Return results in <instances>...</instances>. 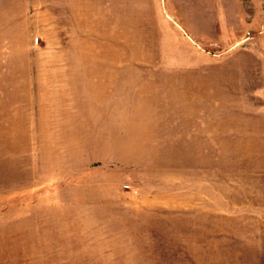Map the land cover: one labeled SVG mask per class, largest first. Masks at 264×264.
<instances>
[{
  "label": "rangeland",
  "instance_id": "374dc122",
  "mask_svg": "<svg viewBox=\"0 0 264 264\" xmlns=\"http://www.w3.org/2000/svg\"><path fill=\"white\" fill-rule=\"evenodd\" d=\"M0 264H264V0H0Z\"/></svg>",
  "mask_w": 264,
  "mask_h": 264
}]
</instances>
